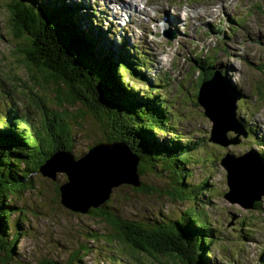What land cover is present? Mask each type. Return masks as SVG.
I'll use <instances>...</instances> for the list:
<instances>
[{
    "label": "trees",
    "instance_id": "obj_1",
    "mask_svg": "<svg viewBox=\"0 0 264 264\" xmlns=\"http://www.w3.org/2000/svg\"><path fill=\"white\" fill-rule=\"evenodd\" d=\"M6 8L13 55L27 70L29 82H22V96L27 99L23 105L15 106L7 92L3 99L0 95V264H31L17 260V242L23 233L17 222L21 224L27 218L24 211H16L14 199L36 188L32 176L41 174V166L57 151L79 158L81 155L75 156L73 152L79 134L90 142L87 151L101 142L126 144L139 159V178L151 175L152 179L162 181L156 187L141 178L140 186L132 188L137 194L192 204L178 216L130 220L117 213L109 198L99 208L87 212L90 218L106 224L109 231H88L86 236L102 248L115 251L116 263L122 257L130 259V264H142L149 259L209 264L213 227L205 213L194 205H207L205 197L210 201L214 194L208 188V178L193 184L192 173L187 171L194 161L202 162L197 154H201L202 140L177 132L178 120L168 110L171 105L166 103L165 95L160 96L156 89L146 86L136 90L129 84L128 74L137 81L143 79L140 71L148 68L146 58L142 64L134 58L129 61L122 47L106 49L101 34L91 30L73 5L65 1L10 0ZM196 63L195 70L205 73L209 69L201 66L200 59ZM256 68L261 74L260 93L264 101V56ZM212 73L209 71L204 77ZM38 87L53 95L49 105ZM84 120L94 121L97 134L88 129L84 134L79 132ZM249 130L252 135L250 126ZM159 133L169 134L171 143L158 140ZM60 184L56 188L58 200ZM253 208L260 212L262 205L256 202ZM14 214L18 215L15 225L11 221ZM90 252L88 247L80 246L67 264H81ZM33 264L64 263L44 257Z\"/></svg>",
    "mask_w": 264,
    "mask_h": 264
},
{
    "label": "rangeland",
    "instance_id": "obj_2",
    "mask_svg": "<svg viewBox=\"0 0 264 264\" xmlns=\"http://www.w3.org/2000/svg\"><path fill=\"white\" fill-rule=\"evenodd\" d=\"M9 1L0 0V95L3 99L7 92L15 102L20 101L23 104L27 99L24 98L26 96H22L24 92L22 82L28 83L29 77L25 67L13 55L14 46L8 22L10 15L6 8ZM83 1L85 5L82 7L83 12H93L90 29L98 35L101 34L100 39L105 47L115 45L120 47L123 43L128 48L130 56L138 61L146 58L148 68L140 71L145 77L144 82L129 79V84L136 87V90L146 86L156 89L160 96L165 95L166 103L171 105L170 110L178 120L175 121L177 132L188 138L202 140L201 154L197 152L202 162L194 161L187 171L192 173L193 184L208 178V188L214 194L208 198L210 201H207V196L205 197L204 203L207 205H194L205 213L207 221L213 227L214 243L211 246L213 255L209 257L208 263L258 264L261 259L264 260V195L259 201L262 205L260 212L254 208H242L237 202L238 195L226 198L225 195L230 192L227 171L219 164L224 155H229L234 158H245L243 164L256 170L257 167H252V164L258 162V155L264 158V101L260 93L261 74L256 68L262 63L264 56V11L256 7V4L263 3V0H138L142 6L140 9L145 10L148 16L144 19L133 17L123 31L112 20L111 14L114 13L107 8L112 7L109 0ZM119 1L116 5L120 3ZM124 1L132 3L135 0ZM167 4L179 7L180 10L167 8ZM194 6L198 13L195 17H188ZM119 11L120 8H117V12ZM177 11L183 13L176 17L174 15L179 13ZM131 12L134 15L139 13L136 7ZM129 13L120 12L126 17ZM81 14L82 18H85L86 15ZM165 17L168 22L162 23ZM199 17L201 19L196 20ZM96 24L99 26L97 31ZM213 25L220 26L216 33L211 32L215 30L211 28ZM198 57L204 58L203 62L200 60L203 67L211 68L206 70L203 76L208 75L209 71L218 70L224 75L230 91L240 94L236 117L241 122H247L248 125L245 124L247 128L249 126L252 128V139L244 138L241 134L236 144L226 147L209 142L212 124L196 102L197 87L202 77L199 71L195 70ZM163 75L170 77V80L165 84L161 81L156 85L154 80H164ZM162 84L166 86L164 90ZM37 89L49 105L53 95L50 91H42L41 87ZM84 121L80 122L83 130L80 129L79 132L84 134L88 129L97 134L94 121ZM229 133L228 138L233 137L232 132ZM157 139L165 144L171 143L169 134L159 133ZM89 143L85 135H77L74 141V155L85 154ZM32 177L36 182V188L23 193L19 199H14L17 202L16 211H24L27 218L21 224L17 222L23 230L22 237L17 242V260L33 264L38 259L47 257L67 264L76 249L86 246L91 252L82 258L81 264H130L128 263L130 259L127 261L122 257L121 262L116 263L118 255L115 251L102 248L99 242H92V239L86 236L88 231L96 233L109 231L106 224L90 218L87 214H73L60 205L56 188L65 181L63 174L57 173L54 182L41 174ZM141 178L156 187L162 185L160 179H152L151 175ZM164 183H168L167 178L164 179ZM132 188L122 185L113 189L110 196L112 201L110 205L114 206L124 219L178 216L185 207L192 205L188 201L181 203L169 201L166 197L137 194ZM17 216V214L12 216L13 223L16 222L14 220ZM242 221L244 223L241 225ZM142 264L178 263L165 259L159 261L149 259L144 260Z\"/></svg>",
    "mask_w": 264,
    "mask_h": 264
},
{
    "label": "water",
    "instance_id": "obj_3",
    "mask_svg": "<svg viewBox=\"0 0 264 264\" xmlns=\"http://www.w3.org/2000/svg\"><path fill=\"white\" fill-rule=\"evenodd\" d=\"M224 79L215 73L201 84L196 98L204 116L212 123L209 141L226 147L236 144L238 135L245 134L235 117L239 96L230 91ZM229 131L237 135L235 139H228ZM243 161L245 158L229 155L221 159L230 187L225 197L238 195V201L235 200L241 207L252 209L264 195V167L260 162L253 163L252 167H257L254 170ZM138 163L139 159L126 144L101 142L77 159L65 151H57L41 166L40 173L53 182L57 173L63 174L65 181L58 187L60 205L73 214H87L102 206L113 189L122 185L138 188Z\"/></svg>",
    "mask_w": 264,
    "mask_h": 264
},
{
    "label": "bare ground",
    "instance_id": "obj_4",
    "mask_svg": "<svg viewBox=\"0 0 264 264\" xmlns=\"http://www.w3.org/2000/svg\"><path fill=\"white\" fill-rule=\"evenodd\" d=\"M104 1V0H103ZM138 1V0H137ZM137 1H136V3H137ZM117 2H118V0H109V3H115V4H117ZM120 3L118 4V6H117V8H120V11L119 12H115V15L116 16H113L112 17V20L114 21V22H117V21H119L120 20V22H121V18H125L126 16L125 15H123V14H120V12H122V11H127V13L128 12H130L129 13V16H132V19H133V17L134 18H136V19H142V17H143V19H144V17H147L148 15H147V12L145 11V10H141L140 9V7L138 8L136 5H133V4H129L128 2H126V1H124V0H120L119 1ZM115 4H114V6H115ZM106 5V4H105ZM148 5V4H147ZM135 7L138 9V11H139V13L138 14H133L131 11H132V9H135ZM193 9H192V11L190 12V13H188L189 14V16L188 17H192V16H196V14L198 13V9L194 6V7H192ZM88 10V9H87ZM178 12V11H177ZM124 13V12H123ZM146 13V14H145ZM183 12H179V13H177V14H175L174 16H178L179 14L181 15ZM140 14H142V16L140 17ZM146 15V16H145ZM166 15V14H165ZM110 16V15H109ZM139 18H138V17ZM186 16V15H185ZM179 17V16H178ZM187 18V17H186ZM199 19H201L200 17L199 18H197L196 20H199ZM141 21V20H140ZM145 21V20H144ZM166 22H167V20H166ZM89 25V24H88ZM114 30V29H113ZM110 31V30H109ZM107 32H108V29H107ZM142 35V34H141ZM143 38V37H142ZM104 39V38H103ZM112 43V42H111ZM113 44V43H112ZM112 47V46H111ZM111 53V52H110ZM113 54V53H112ZM147 54V53H146ZM142 55V54H141ZM143 55H145V53L143 52ZM196 58V57H195ZM199 58V57H198ZM198 58H197V60H198ZM201 60H204V58L203 59H201ZM206 63V62H205ZM204 63V64H205ZM208 63V62H207ZM202 66V65H201ZM127 76V75H126ZM164 77V76H163ZM162 77V78H163ZM128 78V77H127ZM210 78H213V77H207V79H210ZM142 81H144V77H143V79H142ZM164 82H165V79L163 80ZM165 84V83H164ZM164 87H166V86H164ZM167 89V88H166ZM176 89V88H175ZM151 90V89H150ZM197 93V92H196ZM238 95V94H237ZM175 98V97H174ZM171 103V102H170ZM171 107V106H170ZM168 108V110H170L171 108ZM8 117V116H7ZM241 126V125H240ZM241 128H242V131L244 132V134H246L247 136H249V133L247 134V132L245 131V129L241 126ZM252 136V135H251ZM257 160H258V162H260V163H262L261 161H260V159L259 158H257Z\"/></svg>",
    "mask_w": 264,
    "mask_h": 264
}]
</instances>
